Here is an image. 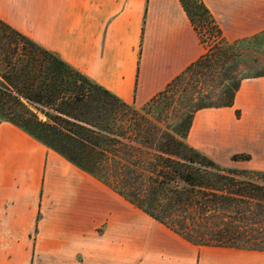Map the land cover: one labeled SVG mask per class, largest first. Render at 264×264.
<instances>
[{
	"label": "crops",
	"instance_id": "0c3cea01",
	"mask_svg": "<svg viewBox=\"0 0 264 264\" xmlns=\"http://www.w3.org/2000/svg\"><path fill=\"white\" fill-rule=\"evenodd\" d=\"M203 2L229 41L264 30V0ZM0 18L135 106L205 51L179 0H0ZM186 140L222 165L264 169V76L242 79L232 106L197 110ZM235 153L249 159L233 161ZM104 190L124 204L98 199ZM136 210L142 212L0 121V264H29L40 247L54 257L91 248L98 264H119L118 229L128 234L127 264H196L197 245ZM101 222L106 231L96 238ZM205 247L211 251L203 264H264L263 251Z\"/></svg>",
	"mask_w": 264,
	"mask_h": 264
},
{
	"label": "trees",
	"instance_id": "16d2710c",
	"mask_svg": "<svg viewBox=\"0 0 264 264\" xmlns=\"http://www.w3.org/2000/svg\"><path fill=\"white\" fill-rule=\"evenodd\" d=\"M179 2L205 51L140 106L141 116L134 104L0 18V121L193 245L264 252V169L222 165L186 140L197 110L232 106L242 79L264 76V59L260 64L258 57L245 74L234 73L241 59L251 58L249 48L264 40V30L229 41L203 0ZM197 16L208 23V33H202ZM215 77L218 90L202 92L198 85ZM168 98L169 106H180L177 121L155 127L147 115Z\"/></svg>",
	"mask_w": 264,
	"mask_h": 264
},
{
	"label": "rangeland",
	"instance_id": "374dc122",
	"mask_svg": "<svg viewBox=\"0 0 264 264\" xmlns=\"http://www.w3.org/2000/svg\"><path fill=\"white\" fill-rule=\"evenodd\" d=\"M196 19V23L198 24L199 27H201V31L202 33L206 34L207 32V27H208V23H206V21L202 20L200 21V17H195ZM206 36V35H205ZM207 41V40H206ZM211 41H207L206 44H209ZM250 52H252L251 58L247 59H241L238 65L237 70H235V75L236 77H240L241 75L245 74V69L248 65L252 64V58L254 59V57H258V63L261 64L262 60L264 59V40L260 43V44H255L254 46H251L250 48ZM257 65V64H255ZM220 82V78L215 77V82L212 80H206L202 83L199 84L198 86L200 87V89L202 90V92L206 93H212L211 89H213V91H217L218 88L220 87L219 85ZM184 85V84H183ZM190 87V84L187 86V88ZM197 90L196 88L193 89ZM190 91V90H189ZM192 91V90H191ZM201 92V93H202ZM216 93V92H215ZM167 103H166V102ZM165 101H163L160 104V107L153 110L154 113L152 116L147 115L150 119H152V121L154 122L155 127H160L162 129H166L167 127H171V125H173L176 121H177V111L180 110V106L179 104H171L169 106V104L171 103L170 98L166 99ZM166 104L167 107H166ZM142 106V105H141ZM136 109V113L138 116H141L142 114H145V111L143 109H140V106H135ZM168 111V113L166 114V112ZM147 112V110H146ZM162 113V114H160ZM231 166H240L239 162L236 163H231L229 164ZM104 195L102 193L97 192L96 196L99 199V197H103L104 201H109V202H114L116 204H118L119 206L123 205L124 202L117 196H115L114 194H111L110 197L107 196L106 190H104ZM41 193L42 190L38 193L39 197L41 198ZM147 215V214H146ZM144 213L136 210V216H146ZM147 221H150V218H146ZM118 223V222H117ZM116 228V227H115ZM119 231L117 232V235L119 237V253H120V258H119V264H127V258H128V250H127V239H128V234H126V232H122L120 231V229H118ZM106 231V224L104 222H101L97 225L96 227V231H95V236L96 238L101 237V235ZM138 231V228H137ZM31 236L34 237V239H36V228H32L31 232H30ZM97 240V239H95ZM35 240H33L34 242ZM117 242V241H115ZM90 247V245H89ZM199 248V255L196 258V264H203V254H206L207 252L211 251L210 247H205V246H198ZM41 249H43V247H40L37 250V253H35V255L30 256L29 259V264H98L99 263V256H97L94 252L93 249L89 248L88 249V253L87 254H83L82 251H72L71 255H67V256H51L47 253H41ZM34 253V252H33ZM138 256V255H137Z\"/></svg>",
	"mask_w": 264,
	"mask_h": 264
}]
</instances>
